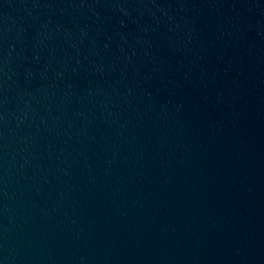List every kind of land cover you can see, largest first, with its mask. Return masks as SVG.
<instances>
[{"label":"water","instance_id":"95a60500","mask_svg":"<svg viewBox=\"0 0 264 264\" xmlns=\"http://www.w3.org/2000/svg\"><path fill=\"white\" fill-rule=\"evenodd\" d=\"M0 264H264V0H0Z\"/></svg>","mask_w":264,"mask_h":264}]
</instances>
